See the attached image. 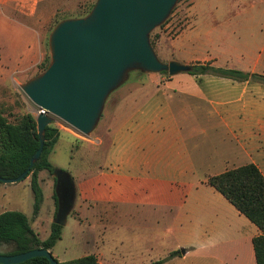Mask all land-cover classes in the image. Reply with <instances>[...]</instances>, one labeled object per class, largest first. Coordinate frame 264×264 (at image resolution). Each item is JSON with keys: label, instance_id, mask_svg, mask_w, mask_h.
<instances>
[{"label": "crops", "instance_id": "0c3cea01", "mask_svg": "<svg viewBox=\"0 0 264 264\" xmlns=\"http://www.w3.org/2000/svg\"><path fill=\"white\" fill-rule=\"evenodd\" d=\"M210 1L194 0L188 20L174 36L168 37L173 29L168 26L161 31L157 57L264 76V52L250 50L246 44H227L224 34L234 31L231 12L207 9ZM37 4L38 0H0L8 12L28 19L34 18ZM147 76L131 84L144 96L116 124H111L116 113L111 106L101 165L85 166L80 176L81 195L92 196L93 202L89 206L81 202L79 208H85L87 215L97 209L92 214L96 224L113 226L120 224L123 215L113 204L118 190L171 192L163 199V216L171 218L170 227L157 239L147 237V248L134 254L118 248L97 249L92 254L97 264H256L252 240L261 234L259 229L207 179L247 164L264 177V85L212 74ZM22 80L28 78L15 79ZM127 101H132L130 92ZM162 218L157 217L163 223ZM158 246L166 247L161 249L164 260L153 257L160 253L154 248ZM181 249L183 254L170 257Z\"/></svg>", "mask_w": 264, "mask_h": 264}, {"label": "rangeland", "instance_id": "374dc122", "mask_svg": "<svg viewBox=\"0 0 264 264\" xmlns=\"http://www.w3.org/2000/svg\"><path fill=\"white\" fill-rule=\"evenodd\" d=\"M95 1L38 0L32 19L15 12H8L0 6V110L6 111L12 117L27 111L35 116V106L24 96L19 85L42 73L43 69L48 66L50 60L48 38L56 24L66 19L85 16ZM193 1L178 2L166 20L167 22L165 21L163 26L151 32L150 41L154 44L155 53L161 54L159 49L161 31L166 26L173 28L168 34V37H172L181 30L189 18L186 15ZM206 8L231 12L229 20L234 31L224 34L227 44L232 46L246 44L250 46V50L264 52V0H211L206 4ZM242 11L245 13L240 16L238 13ZM159 59L161 60L160 57ZM31 65L34 67L30 71L23 74L17 73ZM147 75L131 73L128 80L110 94L97 127L88 137L82 136L61 121L54 124L69 134L60 132L59 139L48 156V162L54 169L69 173L76 186L74 209L67 217L66 225L62 227L60 240L52 249V256L58 261L77 259L83 255L93 254L97 249L111 248L114 250L118 248L116 251L134 254L138 250L147 248L145 242L147 237L153 236L157 239L161 234L168 233L171 218L163 216L166 211L163 199L171 196V192H149L146 191L147 189L141 191L135 188H129L126 191L118 190L114 195L113 204L123 215L119 218L120 224L113 226L96 224L97 221L94 220L92 214L97 213V209H90L91 214L87 215L85 208H79L81 202H84L86 206L93 202L92 196L82 197L80 176L85 166L91 168L93 166L95 169L97 165H101V154L108 143L107 118L111 106L112 111L116 112L111 118V124H116L130 111L133 102L144 96V91L133 89L131 84H136L138 79L145 80ZM20 78H28V80L15 81ZM129 92L132 94L130 104L128 101L125 102ZM29 180L28 177L15 184L0 182V213L5 211L23 213L35 233L41 240H44L50 234L51 224L57 210L53 198L54 181L47 171L43 170L39 173L41 203L35 217L33 214L34 196ZM161 215L163 223L157 219ZM159 220L160 223H157ZM152 243L169 245L172 242L153 241ZM154 248L160 249L159 254L153 253L154 259L164 260L161 249L164 250L166 247ZM157 262L154 264H158Z\"/></svg>", "mask_w": 264, "mask_h": 264}, {"label": "water", "instance_id": "95a60500", "mask_svg": "<svg viewBox=\"0 0 264 264\" xmlns=\"http://www.w3.org/2000/svg\"><path fill=\"white\" fill-rule=\"evenodd\" d=\"M179 1L96 0L85 16L56 24L48 38L47 68L19 85L35 106L39 147L25 172L16 178L0 177V182L15 184L26 178L43 151L48 125L61 121L88 137L98 125L106 100L130 73L175 76L191 72L192 66L162 62L150 43L151 32L165 23ZM53 177L57 200L53 224L64 227L74 208L76 186L65 171L54 169ZM36 257L58 264L45 249L0 255V264H19Z\"/></svg>", "mask_w": 264, "mask_h": 264}, {"label": "trees", "instance_id": "16d2710c", "mask_svg": "<svg viewBox=\"0 0 264 264\" xmlns=\"http://www.w3.org/2000/svg\"><path fill=\"white\" fill-rule=\"evenodd\" d=\"M150 43L154 48L153 42L150 41ZM136 73L142 74L140 72ZM189 74H212L239 82L257 80L264 85V76L250 75L234 69L217 68L209 63L193 65ZM158 75L170 77L166 72ZM60 132V129L54 124L46 127L43 151L25 178L29 177L30 179L29 184L34 196L33 214L35 217L38 214L41 203V190L38 183L39 173L43 170L47 171L52 176L55 187L54 167L48 162V156L58 141ZM38 147L37 125L31 113L24 112L12 117L6 111L0 110L1 178H16L25 172L29 166L30 158ZM207 184L219 192L240 214L259 229L261 234L253 238L252 244L256 264H264V177L262 174L253 164H247L222 174L211 176L207 179ZM53 198L57 209V200L54 192ZM61 232L62 227L52 223L50 234L46 239L41 240L23 213L18 211L2 212L0 213V255L13 256L36 249H45L52 254L53 247L61 238ZM179 254L180 251H175L170 254V257ZM57 262L58 264H97V258L95 255L90 254L65 262L57 260ZM157 263L161 264L162 261ZM19 264L50 263L46 258L36 257Z\"/></svg>", "mask_w": 264, "mask_h": 264}]
</instances>
